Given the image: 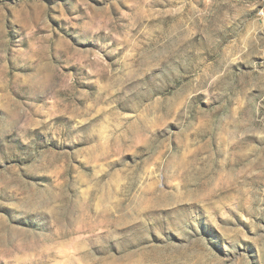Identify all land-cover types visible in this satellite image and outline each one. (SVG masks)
I'll use <instances>...</instances> for the list:
<instances>
[{
  "label": "rangeland",
  "instance_id": "1",
  "mask_svg": "<svg viewBox=\"0 0 264 264\" xmlns=\"http://www.w3.org/2000/svg\"><path fill=\"white\" fill-rule=\"evenodd\" d=\"M0 264H264V0H0Z\"/></svg>",
  "mask_w": 264,
  "mask_h": 264
}]
</instances>
